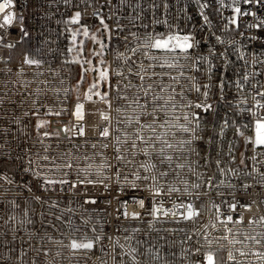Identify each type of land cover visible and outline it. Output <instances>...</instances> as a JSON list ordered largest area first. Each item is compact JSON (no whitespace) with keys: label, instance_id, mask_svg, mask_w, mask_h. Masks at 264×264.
<instances>
[{"label":"snow or ice","instance_id":"6c2138e0","mask_svg":"<svg viewBox=\"0 0 264 264\" xmlns=\"http://www.w3.org/2000/svg\"><path fill=\"white\" fill-rule=\"evenodd\" d=\"M65 2L67 3L68 0ZM162 2L167 9L166 0ZM119 3L123 4L124 0H119ZM234 3L237 6L232 9L234 15L227 21L226 27L235 25L239 28L241 17H251L256 21L254 23L245 21L246 29L249 32L254 29L255 33L245 36L248 41L247 46L252 49L250 60L238 53V58L244 61L242 71L231 68V61L227 58L226 52H217L210 47L207 55H204L200 51L201 42L192 32H185L179 23L173 24L167 19L163 21L157 19L155 10L160 5L156 3V0H150L153 22L163 23L165 28L163 31H157L143 24L141 25L143 32H140L139 28L137 31L129 30V35L136 40L135 47H129V35H125L122 17L111 10L108 14L102 11L104 8L114 7L112 0H102V2L98 0L91 17L76 11L67 21L69 24L78 26L71 30V47L66 49L67 53H74V56L71 60L63 61L79 67L75 91L80 92L89 73L92 74V81L84 90L82 97L77 95L72 110L67 107L71 99L67 95L70 90L65 88V98L60 101L64 107L56 109L54 106L44 105L41 101L34 100L31 102L29 111H25L23 115L37 117L36 143L42 146L45 139L56 140L58 149L62 141L66 140L69 144H73L76 137L86 135V128H91L102 138V141H109L111 138L110 143L102 142L101 147L105 150L111 147L112 155L109 158L103 153H93L91 156L87 153L79 154V144H73V147L66 151L61 150L52 154L51 145H48L43 146V155L39 152L35 154L36 161H39L36 163L32 159V149L24 148L22 151L28 158V166L22 171L32 173V179L36 181L40 194H36L31 184L21 183L17 187L27 188L29 198L42 206L49 205L55 208L60 200L67 199L70 204L75 203L79 208L84 209L88 218L84 219L81 225H75L71 217L64 220L63 214L56 216V220L65 224L68 229L60 230L61 236L65 237L67 242L64 239L53 241L52 237H48L50 242L66 249L70 256L78 257L76 264H90L94 256L99 264H108L103 256H110L112 264H153V261L161 260L159 247L153 246L141 251L142 242L134 235H125L122 243L120 237L114 238L104 230V224L101 223L102 213L108 211L112 201L107 200L105 206L101 207L100 196H97L93 190L99 192L103 189L111 193L112 191L125 192L126 188L147 193L142 198H132V202L138 204L143 211L129 213L126 210L129 201H121L119 195L115 196L114 199L125 207L123 210L115 209L117 215L113 217L116 221L114 233L129 231L120 226L121 218L142 220L145 216L150 217L151 219L147 221L149 232L154 230L157 233L160 229L155 225L161 221L195 223L204 215L203 209L208 203L214 209L215 221L224 228L226 234L215 239H208L205 234L204 244L197 241L192 249L185 252L189 264H264V233L245 234L244 240L252 244V247H248L244 245V240L237 239V234L228 227L229 224L243 223V211L251 212L252 205L237 201L234 191L228 193L232 197V200H228L225 198V192L221 190L229 174L237 177L241 175L251 177L253 172L259 177L256 183L264 187V172L256 167L261 162L259 158L264 157V83L257 79L259 76H264V72L258 69L248 71L249 67L264 65V60L261 59L264 56V19L256 11L239 6L243 4L264 9V0H234ZM134 7L143 10L139 2ZM201 7H207V4ZM14 9V0H0V47L3 48L16 47V43L6 39L8 36L15 35L18 38L17 42L29 36L24 26H19L16 32L12 31L17 19V12ZM20 18L23 19L22 11ZM138 18L139 15L133 16L128 23L137 27ZM88 19L98 22L99 27L96 31L91 30L93 25L87 23ZM203 19L208 22L207 16ZM82 20L85 22L82 23ZM109 20L112 25L107 22ZM240 35L245 34L240 33ZM80 36L83 39L78 40ZM121 39L123 44L120 46L131 52V56L121 52L120 46L113 47V41ZM88 40L98 48L93 47L88 50L86 48ZM216 40L223 43L219 36ZM109 50L114 53V65L108 63L106 59V53ZM216 59L221 60L219 66L214 63ZM22 63L40 67L43 62L25 55ZM230 71L235 72L237 77L235 80L229 77ZM201 76L206 82L201 83ZM214 76H216L215 80ZM133 78L138 83H133ZM214 88L217 94L213 93ZM233 88L235 94L230 97L228 93ZM39 91L41 90L38 89L37 92ZM193 93H195L194 97ZM113 100L117 104L125 101L126 109H130V113L122 110L120 106L114 107ZM213 100L217 105L216 108L213 106ZM84 101L92 104L87 111ZM4 103V95H0V106ZM97 104H102L104 107L99 108ZM220 104L232 108V115L240 117L242 122L229 119H224L220 124H217L215 119L210 122L207 118L218 114ZM42 108L43 113H41ZM113 113L116 115L114 116ZM41 115L57 118L68 115L72 119L48 120L41 119ZM97 115L103 123L89 124L88 118H95ZM0 119L11 124L22 123L14 113L11 120L6 113L0 114ZM209 123H211V134H208ZM229 127L234 128V137L242 138L244 148L252 153L250 156H245V152H240L238 163L244 166L243 172L236 166L235 143H228L225 156V130ZM10 131L8 127L0 126V134H7ZM201 144L206 145V151L203 154L200 151ZM6 147H10L6 140L0 142V154H3L2 150ZM91 147L95 149L96 143H93ZM97 156L101 158L98 160ZM141 156L144 159H140ZM193 156L197 158L195 161L192 160ZM17 159L21 157L18 156ZM246 160L253 162L251 171L247 170L249 166L245 163ZM34 164L35 167H33ZM201 167L204 168V172L199 171ZM170 177L175 182L169 180ZM188 177H194V180ZM0 179L7 180L10 185L15 183L4 174H0ZM178 184L183 187L177 186ZM227 187L235 189L236 186L228 183ZM241 187L247 191L252 185L242 182ZM5 191L10 190H4L0 185V202H4ZM53 192L57 193L55 199L50 194ZM45 193L49 194L45 195ZM216 197H221L219 203L216 202ZM196 201L200 202L199 206ZM6 203L19 207L14 199L7 200ZM166 204L170 206L166 207ZM85 205L96 207L89 213L88 209L84 208ZM223 205L227 206V212L221 211ZM238 208L243 211L238 212ZM66 211L71 213L73 208L69 207ZM231 213L237 214L238 218L234 219ZM40 215L43 217L44 213L41 212ZM94 215L99 217L95 224L92 219ZM222 216L225 219H221ZM14 220L16 217L7 212L4 216H0V221H3L5 226ZM247 222L249 224L264 223V215L251 218ZM17 223L23 226L25 221L18 220ZM27 223L31 224L32 221L28 220ZM90 224H92L91 228L88 227ZM208 226L204 225V228ZM210 226L216 228V223L210 222ZM8 230L13 232V240H15L16 229L9 227ZM180 230L183 231V229ZM141 231L142 229L138 227L131 229L133 234ZM89 232L92 234L89 235ZM4 234L0 231V236ZM32 235L35 233L30 234L29 239ZM229 236L232 238L229 239ZM160 238L164 239V237ZM187 239L191 240L192 237L188 236ZM133 240L135 244L132 243ZM105 241L108 243L105 244ZM220 241H227L233 246L241 244L244 247L235 249V254L229 250L225 258L219 254L220 249L224 247L223 244L213 249V245L219 244ZM36 252L38 256L41 254L39 248ZM97 252L103 255L97 256ZM43 254L48 255L47 252ZM21 255L24 253L22 252ZM55 255L59 257L61 252L57 251ZM237 255L240 259H237ZM141 256L146 258L141 260ZM248 257L255 259L249 260ZM0 259H7V257H0ZM32 264H37L35 259Z\"/></svg>","mask_w":264,"mask_h":264},{"label":"built area","instance_id":"2783aa9c","mask_svg":"<svg viewBox=\"0 0 264 264\" xmlns=\"http://www.w3.org/2000/svg\"><path fill=\"white\" fill-rule=\"evenodd\" d=\"M98 0H68L66 3L65 0H14L15 11L17 12V19L15 21V27L12 29L13 32L18 30L19 26H24L29 32V36L25 37L23 41L17 42V37L15 35L8 36L6 39L9 42L16 43V47L12 49L0 47V95H4L5 103L3 106H0V114L6 113L8 119L11 120L13 113L15 116H18L22 121L21 124H11L6 120L0 119V126L8 127L11 129L7 134H0V142L5 140L8 142L10 147H6L2 150L3 154H0V174L7 175L10 179L15 181L13 184H8L7 180L0 179V185L4 190H10L4 192V202H0V216H4L5 213L14 215L16 220L10 221L9 225H3V221H0V231H3L5 234L0 236V257H7V259H0V264H32V261L35 259L37 264H76L78 257L70 256L69 252L66 249H62L60 245L52 243L48 240V237H52L53 241L64 239L65 237L61 236V229L67 231L65 224H62L60 221L56 220V216H61L63 214L64 220H67L69 217L72 218L75 225H81L84 219L88 218V215L84 212V209L79 208L75 203L70 204L67 199L60 200L57 207L53 208L49 205H40L35 201L31 200L30 194L27 191V188H18V184H31L36 191V194H40L38 191V186L35 180L32 179V173H25L22 171L24 167L28 166V158L25 156L22 149L31 148L32 149V159L36 161V153L39 152L43 155V146L51 145L50 152L55 154L57 151L68 150L73 147V144H79V154L87 153L92 155L93 153H103L109 158L112 155V148L105 150L101 147L102 138L98 134L94 133L91 128H86V135L84 137H76L73 140V144H69L68 141H62L61 146L58 149L56 147V140H44V145L42 146L37 141V134L35 131V124L37 122L36 116L25 117L23 113L29 111L31 108V102L34 100L41 101L44 105L54 106L56 109L64 107L61 105L60 101L65 98L64 89H69V95L71 99L69 100L67 107L69 110H72L76 97L79 94L81 97L83 94L75 91L76 85L73 78V71L77 65L66 64L63 61L65 59L71 60L74 56V53H67L66 49L71 47V30L77 28V25H72L67 23L72 15L76 11H81L82 14H86L87 17H91L93 8L97 6ZM102 2V0H100ZM139 2L141 8L138 10L134 5ZM168 8H164L162 0H156V3L159 4V8L155 10V17L161 21L167 19L169 22L176 24L179 23L180 27L185 30V32H192L195 35V38L201 42L200 51L204 55H207L208 48L212 47L217 52H226L227 58L231 61V68L234 70H243L244 61L238 58L239 55L244 56L245 59L251 58L252 49L248 47V41L245 39V36L255 33L253 29L249 32L246 29L245 21L256 22L251 17H241L239 20V28L235 25H228L227 21L234 15L233 8L237 6L234 3V0H166ZM114 7L104 8L102 11L104 14H108L109 11L116 12L117 15L122 17V23L125 28V35H129V30L137 31V28L140 29V32H143L144 29L141 27L143 24H147L149 28H155L157 31H163L165 25L155 24L153 22V10L150 8V0H124L123 4L119 3V0H112ZM207 4V7H201V5ZM242 8H250L252 11H256L258 15L264 19V9L245 6L240 4ZM23 12V19L20 18V12ZM203 14V15H201ZM139 15V18L136 20L137 27H133L132 24L128 23L129 19L133 16ZM208 17V22H205L203 17ZM85 22L82 20V23ZM110 25L112 22L107 21ZM87 23L93 25L92 31L96 27H99L97 21L88 19ZM114 27V25H113ZM240 33H244V36H241ZM140 33L138 32V35ZM219 36L223 43L216 40V37ZM129 47L136 46V40L129 35ZM123 44V40L113 41V47L120 46ZM120 51L125 52L126 55L131 56L132 53L125 50L124 47L120 46ZM28 55L31 58L39 59L43 63L40 67L29 66L22 63L23 57ZM114 53L109 50L106 53V59L108 63L114 65L113 61ZM137 55H140L137 53ZM135 59V57H133ZM264 60V56L261 57ZM214 63L219 66L221 64L220 59H216ZM11 69V71H9ZM259 70L264 72V65H257L249 67L248 71L252 72L254 70ZM22 70V71H21ZM160 71V69H157ZM204 71L203 69L201 70ZM125 72L127 70L125 69ZM218 75V73H217ZM229 77L235 80L237 77L234 71L229 72ZM216 79V76L213 77ZM264 83V76L257 77ZM206 82L204 77L201 76V83ZM133 83H138L137 80L133 78ZM24 85H27L26 87ZM40 89L41 91L37 92ZM247 91V86H245ZM213 93L217 94L216 89H213ZM235 94V89L228 93L231 97ZM193 97L195 93L192 94ZM96 100L95 97H93ZM214 108L217 107L215 101L213 100ZM85 110L92 107L90 102L84 101ZM235 104V101H233ZM99 108H103L104 105L97 104ZM114 107H122V110H127L130 113V109H126V102L121 101L120 104H117L113 100ZM218 114L213 117L209 116L207 119L211 122L215 119L217 124L223 122L224 119L238 120L242 122L240 117H234L232 115L233 109L229 108L225 104H220ZM44 109H41L43 113ZM115 116L116 114L113 113ZM41 119L48 120H70L72 117L64 115L60 118L57 117H48L41 115ZM103 123L97 115L95 118H88V123ZM115 123V121H113ZM59 126V125H57ZM123 128V125L121 126ZM211 129V123H209V133ZM131 130V129H129ZM226 136L224 138L225 146V156L227 155V145L229 142L236 144L237 151V165L241 172H243L244 166L239 165L240 152H245V156H250L252 153L246 150L243 146V139L234 137L233 132L234 128L229 127L225 130ZM43 139V138H42ZM88 141V143H85ZM96 143L97 147L93 149L91 145ZM251 146H249L250 148ZM200 151L203 154L206 151V145H200ZM213 155H215L213 153ZM20 156L21 159H17ZM101 157L97 156L99 160ZM140 159H144L142 156ZM197 158L192 157V160L195 161ZM260 163L256 167L264 172V157H260ZM39 163V161H36ZM83 163V161H81ZM245 163L249 166L248 171H251V164L253 163L250 160H246ZM203 164V161H201ZM35 167V164L33 165ZM215 170L214 168L212 169ZM46 171V169H45ZM199 171L204 172V168L201 167ZM190 180H194V177H188ZM219 179H224V177H219ZM259 179L255 172L252 173L251 177L246 176H232L229 174L228 179L225 181V185L221 186V190L225 192V198L232 200V197L228 195L230 191L235 192L236 200L243 204H251L252 211L247 212L238 208V212L243 211L244 222L240 224H229L234 233L237 234V239L244 240L245 234L255 235L257 232L264 233V223H255L249 224L247 221L251 218H258L261 215H264V187L257 184L256 181ZM169 180H172L170 177ZM172 182H175L172 180ZM219 182V181H217ZM247 183L252 185L245 191L241 187V183ZM228 183L235 185V189H230L227 187ZM183 187V185H177ZM19 192V195H17ZM93 192L100 196L101 207L105 206L107 200H111V206L108 207V211L102 213L103 220L101 223L104 224V230L106 233L113 235L114 238L120 237L121 242L123 243V237L125 235H134L136 239L140 240L141 251H145L148 248L153 246L160 248V261H153V264H189L188 258L185 256V252L189 249H192L196 245L197 241L200 244H204V236L207 234L208 239L218 238L225 233L224 228L215 221L214 219V209L211 208L210 204L206 203L205 208L203 209L204 215L199 218L195 223L181 221L180 223H172L168 221H161L155 225L156 228H159L160 231L149 232L147 221L150 220V217H143L142 220H133V219H123L120 220V226L127 228L129 231L127 233L119 232L114 233L113 228L116 225V221L113 219L117 215L115 209L121 208L124 209V205L119 203L115 196L119 195L120 200H128L129 203L126 205V210L129 213L134 211H143L139 208L138 204L132 202V198H142L147 195L146 192L133 190L126 188L125 192L112 191L111 193L101 189L99 192L93 190ZM49 193H45L48 195ZM55 199L57 193H50ZM15 200L16 204L19 207H13L6 203L7 200ZM221 197H216V202L219 203ZM147 203V202H146ZM199 201H196V204L199 206ZM170 204H166V207ZM73 208V212L68 213L67 208ZM94 205H85L84 208L88 209V212L91 213ZM222 212H227V206L223 205L221 208ZM43 212L44 216L42 217L40 213ZM27 213V214H26ZM111 213V215H108ZM234 219H237L238 216L235 213H231ZM93 224L96 220L99 219L98 216H93ZM225 219V217H221ZM24 220L25 223L23 226H20L17 221ZM28 220H31L32 223H27ZM211 223H216V228L210 226ZM204 225H209L207 228H204ZM11 227L16 229L15 237L13 240V232L9 231L8 228ZM89 228L92 227V224L88 225ZM99 227V225H97ZM141 228L142 231L139 233L133 234L131 232L132 228ZM180 229H183L181 231ZM167 230V231H166ZM35 233L31 236L30 234ZM92 233L89 232V235ZM191 236L192 239L188 240L187 237ZM160 237H164L161 239ZM232 237L229 236V239ZM105 244L108 242L105 241ZM135 244V240L132 241ZM220 244H223L224 247L220 249V255L226 258L227 252L232 250L235 254V249H240L247 245L252 247V244L248 240H244V245L237 244L235 246L228 244L227 241H220L219 244H214L213 249L215 250L219 247ZM41 250V254L38 256L36 249ZM14 251H10L13 250ZM57 251L61 252V256L57 257L55 254ZM119 251V249H117ZM24 255H21V253ZM47 252L48 255L45 256L43 253ZM174 254V255H173ZM97 256L103 255L100 252L96 253ZM105 260L108 261V264H112V259L110 256H103ZM146 256H141L140 259L144 260ZM119 259V257H118ZM237 259L240 257L237 255ZM249 260H254V257H248ZM90 264H99V261L96 260L95 256Z\"/></svg>","mask_w":264,"mask_h":264},{"label":"rangeland","instance_id":"374dc122","mask_svg":"<svg viewBox=\"0 0 264 264\" xmlns=\"http://www.w3.org/2000/svg\"><path fill=\"white\" fill-rule=\"evenodd\" d=\"M97 28H98V27H96L95 30H93V31H96ZM80 39H83V37H82V36L78 37V40H80ZM93 47H97V48H98V46H94L90 40L86 41V48H87L88 50L92 49ZM78 78H79V77H78ZM91 81H92V74L89 73L87 80L84 82V84H83V86H82V91H84V90L87 89V87H88V85H89V83H90Z\"/></svg>","mask_w":264,"mask_h":264},{"label":"trees","instance_id":"16d2710c","mask_svg":"<svg viewBox=\"0 0 264 264\" xmlns=\"http://www.w3.org/2000/svg\"><path fill=\"white\" fill-rule=\"evenodd\" d=\"M74 73H73V78H74V81H75V85H76V80L78 79V73H79V67L78 66H76V68L74 69V71H73ZM83 92L84 91H82V87H81V89H80V93L81 94H83Z\"/></svg>","mask_w":264,"mask_h":264}]
</instances>
